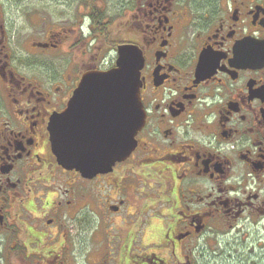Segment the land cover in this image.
<instances>
[{"label":"flooded vegetation","instance_id":"af4514ba","mask_svg":"<svg viewBox=\"0 0 264 264\" xmlns=\"http://www.w3.org/2000/svg\"><path fill=\"white\" fill-rule=\"evenodd\" d=\"M120 17L143 57L145 121L129 157L84 176L58 163L50 122L71 105L70 135L93 136L100 117L74 95L103 68L62 54L67 32L84 42L71 28L31 43L58 52L48 72L21 73L0 8V264H264V64L234 58L264 39V0H132ZM132 167L166 193L132 208L110 197L108 186L122 196V175L137 184Z\"/></svg>","mask_w":264,"mask_h":264},{"label":"water","instance_id":"95a60500","mask_svg":"<svg viewBox=\"0 0 264 264\" xmlns=\"http://www.w3.org/2000/svg\"><path fill=\"white\" fill-rule=\"evenodd\" d=\"M234 58L263 65L264 39L239 43ZM142 62L137 45L121 44L117 47L113 68L91 70L82 75L75 91V101L100 119L95 121L93 136L77 134L75 138L69 133L71 105L52 117L50 136L58 163L65 167L75 165L84 176H89L106 171L115 162L130 156L136 145V134L145 121L140 98Z\"/></svg>","mask_w":264,"mask_h":264},{"label":"rangeland","instance_id":"374dc122","mask_svg":"<svg viewBox=\"0 0 264 264\" xmlns=\"http://www.w3.org/2000/svg\"><path fill=\"white\" fill-rule=\"evenodd\" d=\"M98 1V4L101 6L100 12H103L106 21L109 22L108 26L105 27L107 33V43L108 40H110L111 43L115 42V44H118L129 38L127 32L125 30L124 32L122 31L119 20H122L120 16L124 9L129 7L132 0ZM0 8L5 14L6 22H8V45L10 49V56L12 59L15 56L14 60H18L15 65L21 73L28 74L32 72L35 73V71L48 72L47 69L50 70L52 66L50 64V58H54L55 55H58V52L55 50L51 51L45 49L43 51L38 48L33 49L31 44L32 42H44L47 40V37L58 39L59 30L61 29L68 31L71 28L78 29V26L81 28L83 26H89L87 21L88 11L83 0H0ZM76 37V32L72 33L71 31L61 37L63 38L62 41L64 43L62 47L63 50L61 52L67 59H69L67 57L69 54L70 58L73 57L77 61L78 65H80L78 56L86 58L94 56V58L97 59V63L101 64L102 67L110 66L114 63L116 55L115 47H112V45H106L105 43H98L99 39L101 40L100 36L93 35V33H87L85 41L79 45L76 43ZM72 42H74L73 46L71 45ZM66 58L65 60H67ZM53 60L55 61V59ZM18 62H20L19 65H17ZM66 62L69 64L68 61ZM82 65L83 63L81 66ZM131 169L132 170L130 172L125 171L124 175H127V178L133 176L136 177L137 184L132 183V181L131 183H129V181L126 182V179L123 178L122 175V184L119 182L120 186H123V190L120 189L122 196L118 198V195H115L114 193V186H108L106 188V192L109 193L110 197H114L117 200L125 198V200H123L127 201L130 204L129 207L132 208L139 207V204H141V206L145 205V201L148 199V196L157 197V193H159V197H161V191L163 192L162 186L165 190L164 192L166 193L168 183L166 184L163 179H159L157 175H149L146 168L138 167L137 169L132 167ZM136 171H138L139 174H135ZM149 185H152V187L149 188ZM125 188L127 189L124 191ZM135 197L137 199H134ZM114 203L117 204L116 200L111 201L112 205H115ZM159 205L160 202L157 200L153 204V207L158 208ZM155 210L156 209H154L151 213ZM131 211L132 209L128 210V212ZM125 212H127L126 209ZM140 212L147 213L148 208L144 211H138V213ZM121 225L123 229V223ZM73 227L74 226H69L71 231L73 230ZM96 228L97 227H95V229ZM104 230L105 226H103L98 233H104ZM102 240L103 244L111 249V245L109 244L110 237L107 234L102 236ZM103 244H99L97 246L98 252L96 255L101 256L104 252H106V258L112 261L113 256H109L107 254V250L104 251ZM92 248H94V246L90 244V249ZM96 258L93 257V259Z\"/></svg>","mask_w":264,"mask_h":264},{"label":"trees","instance_id":"16d2710c","mask_svg":"<svg viewBox=\"0 0 264 264\" xmlns=\"http://www.w3.org/2000/svg\"><path fill=\"white\" fill-rule=\"evenodd\" d=\"M87 8V21L89 22L90 27L106 39L107 33L105 27L108 26L109 22L106 21V18L103 12H100L101 6L98 4V0H83Z\"/></svg>","mask_w":264,"mask_h":264}]
</instances>
